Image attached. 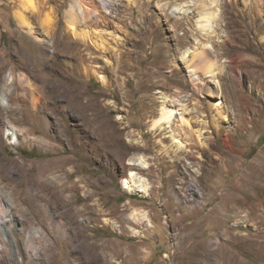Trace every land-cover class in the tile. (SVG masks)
I'll use <instances>...</instances> for the list:
<instances>
[{"label": "rangeland", "instance_id": "374dc122", "mask_svg": "<svg viewBox=\"0 0 264 264\" xmlns=\"http://www.w3.org/2000/svg\"><path fill=\"white\" fill-rule=\"evenodd\" d=\"M25 1L0 0V93L14 90L15 97L21 90L17 80L10 88L3 86L9 68L29 71L30 82L42 84L34 77V37L24 30L27 37L19 43L15 12L24 9ZM32 1L44 5V14L54 21L63 20L62 11L70 2ZM128 1L108 2L105 11L125 17L132 11L133 22L115 20L119 31L99 30L115 32L120 39L122 30L137 34L144 14H152L147 24L159 30L138 56L127 58L126 69L100 54L101 62H93L81 79L67 81L53 65L55 74L45 78L41 89L46 107L33 109L26 101L15 104L0 97V122L16 129L18 122L8 119L19 121L35 113L45 136L42 142L29 141L25 133L13 143L6 136L0 140V211L10 206L14 213L0 228V264H97V257L103 264H264V0H217L220 6L215 0H137L133 8ZM175 3H187L189 12H173ZM203 10L214 12L216 37L207 43L215 77L199 72L201 90L194 92L181 53L200 38L197 22ZM25 13L41 28L38 37L50 43L41 23L29 9ZM99 73L108 82L103 83ZM72 89L84 103L92 98L87 110L71 104ZM174 90L185 94L189 109L184 117L192 116L193 125L197 121L193 127L203 124L204 130L203 144L191 145L193 154L182 157L179 165L174 147L168 146L171 141L166 138L160 144L163 135L150 125L157 115L159 91ZM217 100L225 116L207 106ZM150 103L154 113L147 112ZM197 110L203 112L204 123ZM41 114L48 116L51 128L40 123ZM61 123L70 126V135ZM187 141L190 149L193 141ZM164 144L171 153L161 158ZM134 156L143 157L148 167L128 165ZM129 170L149 182L148 196L123 187L121 180ZM45 201L51 213L44 209ZM27 222L43 234L26 237L22 227Z\"/></svg>", "mask_w": 264, "mask_h": 264}, {"label": "bare ground", "instance_id": "6f19581e", "mask_svg": "<svg viewBox=\"0 0 264 264\" xmlns=\"http://www.w3.org/2000/svg\"><path fill=\"white\" fill-rule=\"evenodd\" d=\"M56 1H59L60 2L59 4H62V2L60 0H56ZM112 1L113 0H70L68 8H66L65 10L62 11V12H64L63 20H61V18H57L54 21L53 17L51 19V17H49L50 15L48 16L46 13L44 14L43 9H42V6H44V5H40V4L35 5L32 0H26L24 9L15 12V14L17 15L18 21H19V23H18L19 27L18 28H20L18 30V31H20L18 38H19V43H20L21 40H23L27 37L26 34L32 36V38L34 37V42L36 43L35 44L36 47L34 49L35 53H32L33 59H34L33 64L35 65L34 70L36 71L34 77L37 80L38 79L41 80L42 84L40 83V84L34 86L32 84V82H30L32 79L31 78L32 73H28L29 71L27 72L26 70L23 71L21 69L22 71H20V72L18 71L19 73H17L15 68H11V69L9 68L8 73L5 76H3L4 79L2 78L3 80H5V85H3V84L2 85L5 86V88H10L11 85L13 84L14 80H17V83H18L21 90L20 91L18 90L19 93L16 95L18 97H15L14 96L15 92L13 94L14 90L12 91L10 89H8V90L1 89V91L2 90L5 91L6 95L2 91L1 92L2 94L0 93V97L2 98V95H4L10 100L9 102H12L15 104H17L18 103L17 101H19V100L23 101V103H24V101H26L27 103H24V104L29 103V105L33 109H35L38 104H41L42 106L46 107L45 106V100H44L45 95L41 92V89L44 86L43 82L47 81L45 78L49 75L50 76L52 75L53 71H52L51 67L53 65L54 66L56 65V67L58 68V71H59L61 78L63 77L67 81H71L72 78L81 79V78H83V76L87 75L90 72V69L92 68L91 64L93 62H101L100 54H102L104 56H108L109 58H112L114 60V63H116L118 67H120L121 69H126V65H128L127 58H129L131 55L138 56L141 53L142 45L146 41L152 40L154 38V36H156L155 34L159 30V27H158V25H154L153 27H151L149 24H147L151 21L153 16H152V14L151 15L144 14V15H142L143 26L138 29L137 34H134V33L129 32V31L127 32L126 30H122L123 37H122V39H120V38L115 37V35H114L115 32H113V33L107 32L106 33L105 30H99L98 27L102 26V28L112 27L113 28L112 31H119L118 26L114 24L115 20L120 21L121 23H124V22H126L127 19H129L130 21H128V22H130V23L133 22L132 11L128 15V17H125L124 14H120V13L115 14V16H112L113 14L112 15L107 14L108 12H106V11H108V10H106V9H108V7H109L107 3L112 2ZM138 1H140V0H138ZM144 1L147 2V0H144ZM129 2L130 3L132 2L130 4L131 8H133V6L135 4H137L136 3L137 0L128 1V3ZM215 2L220 6V4L217 2V0H215ZM58 6H60V5H58ZM187 6H188L187 3H182V4L175 3L174 5H172L171 10L173 12L174 11L180 12L181 10L186 12L188 10V8H186ZM128 8H129V6H128ZM26 9H29V13L32 15V17L36 21L41 23L42 28L45 32V33L44 32H41V33L42 34L44 33V34L49 36L50 43H48V39L46 41V40L38 37V33H39L41 28L38 29L37 28L38 25L36 27L33 26V24L31 23V20L29 19L30 15L28 16L27 15L28 13H25ZM179 9H181V10H179ZM117 10H120V9H117ZM188 12H189V10H188ZM213 14H214L213 11L206 12L203 10L200 12V15H199L200 18L197 22V25H198L197 29H199L198 35L204 41H202L200 38L197 37L194 40L193 44L190 47H187L186 49H184L181 53V60H182V62H184V64L187 65L186 68H188L189 77L191 80L190 82H192L194 92L195 91L200 92V90H201L202 81L200 82L198 80L199 79V75H198L199 72H202L204 74V76L211 78V79L215 77V72L213 69L214 67L212 68V66H213L212 52H211V49H209L210 45H208V43H207L208 41H212V39L216 37L215 34L212 35V32H214L213 31V29H214L213 25L214 24H212V22H211V18L213 16ZM54 15L56 16V14H54ZM215 15H216V13H215ZM5 28L9 29L7 27H5ZM97 28H98V30H97ZM24 30L26 31V34H25ZM108 35L111 36L110 41L112 40V42L108 41V38H107ZM112 43L115 46L111 45ZM125 45H129V47H126ZM81 46H83V48H80ZM84 50L86 52H84ZM117 51H119V52H117ZM20 52H19V54H20ZM57 52L62 53V56H59V54H58V56H55V53H57ZM28 56H29L28 54L22 55V57H25V59H27V60L29 58ZM69 56H70V59L71 58L73 59V61L69 60ZM22 65H24V64H22ZM28 66H29V64H28ZM31 70H32V68H31ZM53 74H55V73L53 72ZM98 76H99V79L103 83L108 82L106 80V77L103 76L102 74H100ZM253 87H254V85H253ZM251 88H252V86H251ZM159 92L161 95L159 96L160 97L159 105H158V109L156 110L157 115L154 116L152 123L150 125L152 126L153 129L158 130L157 134L163 135L161 137V139L159 140L160 144H162L164 139L166 141V138H168L171 141L170 145H168V146L174 147L173 148L174 150L172 149L174 152V153L173 152L172 153L174 154L173 156L175 158L174 162L179 165L183 161L182 157H185V156L187 157V155L193 154L191 145L198 146L200 144H203L201 139H202V133H204V130L202 128H200L203 124H201V126L199 128L198 127L194 128L193 126H195L197 121L193 125L192 116L189 115L190 117H184V114L187 112V109H189V108L187 107L188 103L187 104L185 103V102H187L185 100L186 99L185 94H182L181 91L174 90L170 94H168V93L166 94V93L161 92V91H159ZM78 93H79V91H77V89H72L71 94L69 93L70 94V100L69 101H71L72 105L80 106L81 109L85 111L89 107L88 106L89 101H91L92 98H90V99L88 98L87 103H84L80 100V96ZM186 97H188V96H186ZM7 100H6V102H7ZM188 101H189V99H188ZM9 102H7V103H9ZM24 104H23V106H24ZM95 104L99 105V102L96 101ZM196 104H194V105H196ZM10 105H13V104L10 103L9 106ZM147 106L150 108V110H148L147 112H150V113L155 112V109L151 105V103L147 104ZM198 106H201V105H198ZM198 106H196V107H198ZM207 106L210 109L216 110V113H218V115L225 116L221 112L222 111L221 110V102L219 100L212 101V102L208 103ZM31 107H30V109H31ZM4 108H7V107H4ZM25 108H26V106H25ZM198 108H200V107H198ZM198 108H196V109H198ZM13 109H15V108H13ZM22 109L20 111H22ZM198 110L196 112H198ZM42 111H43V108H42ZM192 111H194V110H192ZM1 112L2 111L0 110V115L2 114ZM202 113L200 114L198 112L197 116L199 117V119H200V116H202ZM231 113L236 114L237 112L232 111ZM176 114H178V117L175 119ZM188 114H187V116H188ZM39 116H40V120H42V121H40V123L43 122L45 127L48 128L49 127V120L47 118L48 116H46L45 114H41ZM194 116H196V115H194ZM11 117H8V118H11ZM32 118H33L34 123L30 124V119H32ZM35 118H36L35 113H32L31 116L29 114H26V116L23 118L20 116L19 121H13L12 118L8 119V121L10 123H14V122L17 123L18 122V124L20 126H18V127L16 126L17 127L16 129L10 128L7 124H5V121L3 123V120H2L1 121L2 123L0 122V140L4 136H6L7 139L11 143H13V142H16V140L18 139V136L25 133V134H27L29 141L34 140V139L35 140L39 139V141L42 142L43 137H45V136L41 132L39 124L38 125L36 124ZM15 119H17V117ZM37 120H39V119H37ZM195 120H194V122H195ZM175 121L177 123L175 126H173L172 122L175 123ZM200 121H202L204 123L203 119H200ZM23 124H27V126H21ZM239 126H236L235 128L237 129ZM49 128H51V126ZM61 128H62V131L67 135H70L72 132L70 126L65 125V123L62 124ZM220 131L221 130H218L217 132L220 133ZM46 132H48V131H46ZM36 133H37V135L35 136ZM228 135H229V133H227V136ZM187 139H191L193 141V143L190 144V149H187V142H188ZM157 144H158V142H157ZM162 148H165L164 153L162 152V153H160V155H161V158H165L171 153V150L169 148H166L165 144L162 145ZM127 163L130 166H138L139 168L140 167H143V168L148 167V162H146L145 159L141 156L131 157V159ZM39 164H40V162H39ZM44 165H46V164H44ZM42 166H43V164H42ZM133 168H135V167H133ZM121 182L123 184V187L126 190H128V192L129 191L135 192V193L142 195V196H148L149 195V192H150L149 191L150 190L149 182L145 178L138 175V173L135 172L134 170H129L127 176L124 177L121 180ZM2 196H3V193L0 191V200H1ZM5 198L7 200H9V198L7 196ZM7 204L11 205L10 200L8 201ZM43 207L46 211L51 213L50 205L47 201H45L43 203ZM10 208L11 207L8 206L5 213L0 211V228L8 220H12L11 217H13L14 213L11 212ZM132 217L135 218V214H133ZM143 218H144V214H142L141 217H136L135 219H143ZM22 233H24V235H26V237H27V236H35V234L36 235L37 234H43V231L40 228L35 227L32 224H30V222H27V224L24 223V225L22 227ZM96 263L97 264H103L98 257L96 258Z\"/></svg>", "mask_w": 264, "mask_h": 264}]
</instances>
